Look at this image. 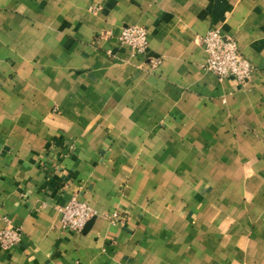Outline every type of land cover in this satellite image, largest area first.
<instances>
[{"label":"crops","instance_id":"1","mask_svg":"<svg viewBox=\"0 0 264 264\" xmlns=\"http://www.w3.org/2000/svg\"><path fill=\"white\" fill-rule=\"evenodd\" d=\"M129 25L147 55L120 43ZM213 28L246 83L204 69ZM72 197L94 210L79 233ZM8 220L0 264H264V0H0Z\"/></svg>","mask_w":264,"mask_h":264},{"label":"built area","instance_id":"2","mask_svg":"<svg viewBox=\"0 0 264 264\" xmlns=\"http://www.w3.org/2000/svg\"><path fill=\"white\" fill-rule=\"evenodd\" d=\"M118 39L136 55H147L149 34L144 26H126L122 29ZM201 41L206 53L203 65L206 71L214 74L219 81L232 78L239 83H246L249 80L254 66L242 55L235 39L213 28L201 38ZM160 63V59L151 60L152 68H157ZM58 210L63 227L77 233L81 232L94 216L93 208L76 197H72ZM109 216L113 223L123 220L117 213H111ZM20 239L19 228L8 220L6 225L0 229V248L9 249L15 246Z\"/></svg>","mask_w":264,"mask_h":264},{"label":"water","instance_id":"3","mask_svg":"<svg viewBox=\"0 0 264 264\" xmlns=\"http://www.w3.org/2000/svg\"><path fill=\"white\" fill-rule=\"evenodd\" d=\"M88 223H89V222H88ZM88 223L86 224V226L88 225ZM86 226H85V227H86Z\"/></svg>","mask_w":264,"mask_h":264}]
</instances>
